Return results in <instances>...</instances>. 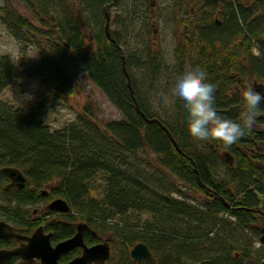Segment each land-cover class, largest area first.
I'll return each mask as SVG.
<instances>
[{
  "label": "trees",
  "instance_id": "16d2710c",
  "mask_svg": "<svg viewBox=\"0 0 264 264\" xmlns=\"http://www.w3.org/2000/svg\"><path fill=\"white\" fill-rule=\"evenodd\" d=\"M23 1L39 19L40 27L10 7L0 6V15L8 32L18 41L24 44L31 38L36 39L35 44L41 45L39 39L43 43V58L36 66L37 73L45 72L52 85L71 96L76 92L75 83L68 80L61 65L72 63L117 109L121 118L99 123L93 117L92 106L86 104L70 127L52 132L37 120L36 114L23 113L0 101V170L16 167L26 177L24 188L9 196L6 205L11 215L19 214L21 206L38 203L33 201L37 192L52 185L44 201L64 199L71 207L73 215L67 219L71 218L73 225L82 220L97 229V235L86 233L87 244L96 243L99 233L107 231L126 257L136 243L146 244L152 257L142 264H243V259L258 264L261 257L252 250V243L247 245L239 240V234L227 237L230 241L218 240L217 232L221 226L229 228L225 220L218 218L219 214H227L236 219V228L242 235L251 232L256 240L260 237L261 220L255 210L261 201L258 195L264 202V169L257 164L264 163V132L252 127L230 146L208 139L199 140L202 146L198 147L199 141L189 135L184 112L178 105H174V115L152 113L130 72L135 67L144 68L148 78L156 81L160 78L161 61L151 51L152 43L141 51L143 61L133 59V54L125 51L126 46L129 48L126 37L130 38L132 32L127 28L121 30L123 24L118 25L119 18L112 21L116 29L111 30L109 25L110 38L107 37L106 12L109 15L111 7L119 6V0L114 4L112 0ZM147 1L133 0L132 12L137 15H132L128 28L141 23L148 29L152 10ZM210 6L212 10L202 13L198 21L195 57L188 59L187 64L184 47L177 48L175 56L180 71L202 68L207 79L216 85L217 111L239 120L243 100L234 86L240 79L264 83V0H252L249 4L212 0ZM81 20L93 37L90 49ZM254 47L259 49V57L252 54ZM19 75L9 60L1 58L0 94ZM133 97L146 119H156L167 129L182 154L159 124L148 123L141 116ZM259 107L257 127L262 124L260 118L264 119V102ZM219 149L233 154L232 165L220 160ZM218 163L228 170L233 188L214 179L213 171L220 166ZM165 170L187 184L196 195L205 196L200 212L187 202L171 197L176 189ZM4 178L0 171V183ZM99 178L104 182L101 197L93 187ZM13 201L16 206L10 205ZM132 212L151 213L153 220L145 222L143 228L139 224L128 227L126 222L121 227L117 222H109ZM71 231L70 227L59 226L53 235L57 240ZM233 249H239L244 258H236Z\"/></svg>",
  "mask_w": 264,
  "mask_h": 264
},
{
  "label": "rangeland",
  "instance_id": "374dc122",
  "mask_svg": "<svg viewBox=\"0 0 264 264\" xmlns=\"http://www.w3.org/2000/svg\"><path fill=\"white\" fill-rule=\"evenodd\" d=\"M136 1L137 0H135V2ZM236 1H240L244 4L252 2V0ZM147 4L150 5V9L152 10L148 29H144L141 23H136L134 28L132 26L128 28L130 25L129 20H132V15H137V12H132L133 0H119V6L111 7L108 10V22H110L109 25H111V30H114L116 27L113 26L112 21H115L114 19L116 18L118 20L119 18L118 21L121 22L118 25L120 26L121 23L123 24V29L121 30L127 28L129 33L132 32L130 38L126 37L125 42L128 44L129 48L126 46L125 51H127V53H132L133 59L135 60L143 61L144 58L141 55V51L145 50V45L153 44L151 51H153L161 61L158 71L160 78L158 77L156 81L149 79L144 68H132L130 73L133 76L139 94H141L142 98L147 102L146 104L150 106L149 108L152 113L157 112L156 114L163 116L164 113L167 115H174V105L172 103L170 90L176 78L181 73L188 71L187 68L180 71V63L178 64L177 62L175 51L177 48L181 49V47H184L187 64L190 62V59L195 57V48H197L200 31V28H198V21L202 18V13H209L212 10V6H210L212 0H148ZM0 6L12 8L14 12L33 22V25L40 27L39 19L32 15L23 0H0ZM200 6L202 8H199ZM51 13L57 16L52 9ZM77 13L80 14L79 11ZM1 16L2 15H0V59L5 58L9 60L20 73L19 77L0 94L1 102L23 113L36 114L37 120L41 121L52 132L68 126L70 127V125L77 120L76 117L80 115L83 106L86 104L92 106L95 114L93 117H95L99 123L121 118L117 109L110 105L106 97L88 80L87 76L82 71L76 70L72 63L61 65L64 74L68 76V80L75 83L76 92L71 96L65 94L63 89H59L56 85H52L45 72H43L44 74H38L39 69L36 66L39 65V62L43 58L41 57L43 43L39 39L38 41H40L41 45L35 44L36 39L31 38V41L24 44L18 41L13 37L14 35L12 36V33L10 34L8 32L7 27H5L3 23V17ZM214 18L219 19L217 16ZM220 23L221 21H219L218 24ZM81 25L84 30L83 34H85L86 44L90 49L93 47V37L91 33H89L90 31L85 28L82 20ZM93 28L96 29L95 26ZM146 33L148 36H146ZM253 81L255 80L240 79L233 89H236V92L242 93L243 89L249 84L253 86ZM259 82L260 81H258V83ZM260 119L262 122L261 126L257 127L254 123L253 128L255 127L264 132V119ZM196 141L199 140L196 139ZM197 143L199 144L198 147L202 146L200 141ZM217 152L218 157L222 160L220 155L228 151L226 149H219ZM150 157L153 160L155 158L152 155H150ZM221 164L213 171L214 179L216 181H221L222 184L226 185L228 188H233L234 185L230 183L231 179L226 173L228 170ZM259 166L264 169L263 162H259ZM165 171L166 176L170 177L176 189V192L173 193L171 197L176 200L187 202L191 206L198 208L200 212L203 207L205 196L196 195L187 184L179 180L169 170ZM54 185H56V183ZM103 185L104 182L100 178L97 179L93 185V187L97 188L96 193L100 197L102 195ZM94 194L95 193L92 192V195ZM258 196L261 200L258 207L264 211L263 197L261 195ZM207 202L209 203V201ZM210 204L211 203H209V205ZM152 218L153 214L151 213L132 212L129 213L127 217H117L115 220H109V222L112 224L117 222L121 227H125L126 222L129 224L128 227L139 224V227L143 228L145 222H150V220H153ZM218 218L225 220L223 222L226 223L227 228H229L226 229L221 226L217 232V239L223 240L225 238V240L230 241L231 239H227V237L232 235L237 237L235 234L241 235L239 236V240H244L247 245L252 243V250L256 251V255L261 257V261L258 262V264H264V247L252 236L251 232H243L242 235V232H239L236 228L238 226L236 225V219L227 214H219ZM0 219L6 220L3 216H0ZM79 221L75 222L79 223ZM95 231L97 232V229H95ZM99 234L102 239H105L109 233L106 231V233ZM111 247L112 256L109 261L110 264H131L129 261L130 259L125 256L124 251L118 243L113 244ZM232 253L236 254L235 256L238 259L244 258L239 249H233ZM250 261L247 262L243 259L241 262L243 264L245 262H247L245 264H253V262Z\"/></svg>",
  "mask_w": 264,
  "mask_h": 264
},
{
  "label": "water",
  "instance_id": "95a60500",
  "mask_svg": "<svg viewBox=\"0 0 264 264\" xmlns=\"http://www.w3.org/2000/svg\"><path fill=\"white\" fill-rule=\"evenodd\" d=\"M114 2V0H112ZM109 16L106 13V23H105V32L108 38H110L109 31ZM124 59V57H123ZM255 88L259 89V91L264 92V85L263 84H255ZM133 96V95H132ZM134 104L137 106V111L145 118L142 112L139 110L138 105L136 104L137 101L133 97ZM146 119V118H145ZM148 123H157L159 121L156 119L149 120L146 119ZM161 127L162 125L159 124ZM165 130L166 134L167 129L162 127ZM171 142L173 143L176 150L182 154V151L178 148V145L175 144L176 142L173 140L170 134H168ZM221 158L229 165L233 162V156L225 152L221 155ZM2 174L7 176L11 183L8 184L5 189H10L14 187L23 188L24 182H26V178L24 175L19 171V169L15 167H4L1 169ZM46 193V191L42 192ZM50 204L47 206V209L56 211L58 213H68L70 211V206L65 202V200L61 198H57L49 202ZM261 217L262 225L258 226L260 230V242L264 245V211L257 209L255 210ZM75 234L62 242L56 243L55 246L51 245L50 237L51 234H43L42 227L36 229V231L32 234L31 237H21L13 233L12 228L7 226V224L3 221H0V239H26L27 244L19 247L15 250H0V264H4V262L12 257L17 255L22 260L26 262L33 261L34 257L40 259L41 264H59L58 259L61 255L66 254L76 248H81V254L72 259L67 264H105L104 262L108 260L110 256V248L108 242L104 241L103 243L95 244L92 246H87L84 242V234L85 232H91V228L85 223H78L75 226ZM130 251V257L134 260L137 264H142L143 260H150L151 252L146 246V244L139 242L133 246Z\"/></svg>",
  "mask_w": 264,
  "mask_h": 264
},
{
  "label": "clouds",
  "instance_id": "9594fccd",
  "mask_svg": "<svg viewBox=\"0 0 264 264\" xmlns=\"http://www.w3.org/2000/svg\"><path fill=\"white\" fill-rule=\"evenodd\" d=\"M216 85L207 79L206 72L194 67L181 73L171 87L173 105L184 112L186 129L197 140L215 139L225 146L236 143L252 129L264 92L249 84L242 93L243 109L239 120L221 115L215 103Z\"/></svg>",
  "mask_w": 264,
  "mask_h": 264
},
{
  "label": "flooded vegetation",
  "instance_id": "af4514ba",
  "mask_svg": "<svg viewBox=\"0 0 264 264\" xmlns=\"http://www.w3.org/2000/svg\"><path fill=\"white\" fill-rule=\"evenodd\" d=\"M256 82H257L256 80L253 81L254 87H256L255 86ZM256 90L259 91V89H257V88H256ZM258 166H259V163H258ZM1 174H2V171H1ZM5 177L6 178H4V181L0 183V216L5 217L6 220L0 219V221H3L7 224V226H10L12 228V231L14 234L21 236V237H31L32 234L36 231V229L42 227L43 234H51L50 242H51L52 246H55L56 243H59V242H62L66 239L71 238L75 234V232H73V227L75 224L73 225V221L71 220V218L67 219V217L69 215H73L72 211H70L68 213H58L56 211H52V210L47 209V206L50 204L49 202L56 199V198H54L52 200L44 201L45 198L47 199L48 189L51 190L53 188L52 185H50L46 188L47 193H45V194L41 193L40 191L37 192V196L34 198L35 200H33V201H39L38 203L34 202L32 204L29 203L25 207L21 206L19 214H15L16 215L15 217L13 215H11L12 213L9 212L10 207L8 205H6L10 201V197H11L10 194L16 193L17 191H21L22 188L14 187V188H10V189H5V187L11 183V180H9V178L7 176H5ZM25 185H26V183L24 184V186ZM16 204L17 203L15 201H13L10 205L16 206ZM1 211L6 212V213H3ZM256 214H257V217L261 220L260 215L258 213H256ZM59 226H61L62 229L70 227L72 229V231L69 232V234L64 235L61 239L55 240L53 234ZM90 228L93 231L87 232V233L97 235V232L91 226H90ZM85 237H86V232H85L84 237H83L84 238L83 243H85L87 246H92V245H95L96 243L97 244L103 243V241L108 240L107 242L109 243V247H110L109 252H110V254H112V252H111L112 247L111 246H113V244H114L113 238L107 237V239L106 238L102 239L100 237L99 241H97L96 243L87 244ZM26 244H27L26 239L25 240L24 239H18L15 237L14 238L12 237V239H0V250L12 251V250H15L19 247H22L23 245H26ZM75 251H78L77 255L69 257ZM81 251H82L81 248H76V249H74V250H72L66 254L61 255L60 258L58 259V263L59 264H67L72 259L78 257L81 254ZM128 258L130 259L129 256H128ZM110 260L108 259V261H106L105 264H110V262H109ZM129 261L131 262V264H134V262L131 261V259ZM4 264H41V261H40V259L34 257L33 261L26 262V261L22 260L20 257H18L17 255H15V256L8 258L4 262Z\"/></svg>",
  "mask_w": 264,
  "mask_h": 264
},
{
  "label": "bare ground",
  "instance_id": "6f19581e",
  "mask_svg": "<svg viewBox=\"0 0 264 264\" xmlns=\"http://www.w3.org/2000/svg\"><path fill=\"white\" fill-rule=\"evenodd\" d=\"M254 48H252V50H253Z\"/></svg>",
  "mask_w": 264,
  "mask_h": 264
}]
</instances>
